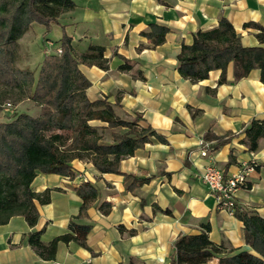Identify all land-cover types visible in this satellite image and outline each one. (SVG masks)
<instances>
[{
    "label": "crops",
    "instance_id": "crops-1",
    "mask_svg": "<svg viewBox=\"0 0 264 264\" xmlns=\"http://www.w3.org/2000/svg\"><path fill=\"white\" fill-rule=\"evenodd\" d=\"M73 1L75 8L52 25L59 34L56 40L46 38L48 49L60 47L63 34L71 37L76 52L90 44L102 46L106 68L79 65L90 83L87 97H106L112 105L118 98L119 106L113 105L116 115L129 119L139 113L165 142L151 139L119 162L121 173L150 177L132 189H127L131 180L123 174H100L86 160L71 161L73 176L38 173L31 188L36 193L47 190L49 201L34 200L38 218L33 227L21 215L0 224V264H169L176 237L200 233L203 225H208L214 244L248 248L242 221L219 209L198 177L206 159L199 156L197 143L212 142L214 159L227 173L250 159L240 139L251 119H264L260 71L235 79L229 63L223 82L221 70H213L193 83L178 73L176 56L182 43L192 42L195 31L215 27L222 17L232 24L242 45L264 46L257 37L259 29L244 25L264 27V0ZM151 22L168 28L157 46L142 35ZM35 26L44 27L31 24L18 39V48L23 43L28 49L29 32L39 28ZM121 64L128 68L120 69ZM217 138L224 142L215 144ZM254 153L258 167L249 173L247 187L236 192V208L254 210L264 218V139ZM82 182L93 185L97 197L79 216L82 199L76 187ZM103 202L110 204L107 214L99 209ZM70 220L91 225L86 247L59 242L53 260L40 258L28 244L27 232L42 229L46 243L66 233ZM119 225L125 230L121 232ZM130 229L135 232L129 234ZM216 263L213 258L206 264Z\"/></svg>",
    "mask_w": 264,
    "mask_h": 264
},
{
    "label": "trees",
    "instance_id": "trees-1",
    "mask_svg": "<svg viewBox=\"0 0 264 264\" xmlns=\"http://www.w3.org/2000/svg\"><path fill=\"white\" fill-rule=\"evenodd\" d=\"M75 6L73 0H0V97L14 91L17 101L27 98L40 107L35 116L21 112L11 120L0 121V224L15 215L23 216L29 227L36 224L38 211L34 200L41 204L49 201L47 190L36 193L31 188L38 173L73 176L71 161L86 160L100 174H123L125 180H131L127 189H132L148 182L150 177L121 173L119 162L151 139L165 142L164 136L139 113L130 119L116 115L113 105L119 106L118 98L112 105L106 97H87L90 83L79 65L106 68L102 46L90 44L83 52H76L71 37L63 34L59 39L60 53L45 54L36 77L32 70L16 67L18 39L31 24H40L49 31L63 12ZM244 25L258 28L257 37L264 43L263 26L254 22ZM167 31L166 26L151 22L142 35L157 46L164 41ZM176 59L180 76L193 83L207 78L213 70H221L219 82H223L228 64L233 63L235 79L258 69L264 84V46L242 45L224 17L213 28L195 31L190 44H181ZM119 68L128 67L121 64ZM109 129L113 131L105 141L104 132ZM242 132L240 141L247 150L255 151L259 140L264 139V119H251ZM222 142L217 138L215 144ZM76 193L82 199L81 216L97 197V190L89 182H82ZM99 209L107 214L110 204L103 202ZM233 214L243 223L248 248L226 249L214 244L208 236V225H203L200 233L176 237L169 264H206L213 258L217 259L216 264H264V218L254 210L239 208ZM90 227L70 220L66 233L44 243L43 230H31L27 232V242L40 258L53 260L59 242L74 241L86 247ZM118 228L125 230L122 225ZM134 232L128 230L129 234Z\"/></svg>",
    "mask_w": 264,
    "mask_h": 264
},
{
    "label": "built area",
    "instance_id": "built-area-1",
    "mask_svg": "<svg viewBox=\"0 0 264 264\" xmlns=\"http://www.w3.org/2000/svg\"><path fill=\"white\" fill-rule=\"evenodd\" d=\"M60 51L58 48L57 52ZM197 146L199 156L206 159L198 174L199 179L215 197L217 207L233 213L236 209V192L247 187L249 173L254 172L258 167L254 150H249L250 159L247 162H242L234 172L227 173L214 159L212 142L200 140Z\"/></svg>",
    "mask_w": 264,
    "mask_h": 264
},
{
    "label": "rangeland",
    "instance_id": "rangeland-1",
    "mask_svg": "<svg viewBox=\"0 0 264 264\" xmlns=\"http://www.w3.org/2000/svg\"><path fill=\"white\" fill-rule=\"evenodd\" d=\"M35 27L39 28H33V30L30 31L28 34V37H30L31 40L29 41L28 49H24L25 47L23 43L22 46H19L18 59H16L15 65L18 68H27L28 66L27 69L30 68V70H32L34 76L36 77L38 68L40 66L39 64L43 60L44 55L50 53H58L57 50L60 47H52L48 49L47 45L45 44L46 38H51L52 40H56L58 38V29L51 28V30L46 31L44 27ZM44 50L48 51L44 54ZM0 98V121L11 120L15 117V115L21 112H25L33 116L39 113L40 107H38L34 102L30 101L29 99L25 98L17 101L16 94L14 91L6 93L5 98ZM110 137L111 136L109 130H106L104 132V140L108 141Z\"/></svg>",
    "mask_w": 264,
    "mask_h": 264
}]
</instances>
